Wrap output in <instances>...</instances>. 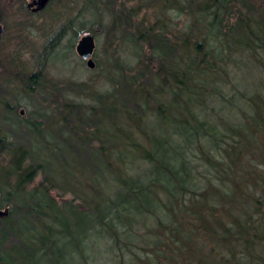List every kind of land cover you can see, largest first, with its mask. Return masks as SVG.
Returning a JSON list of instances; mask_svg holds the SVG:
<instances>
[{"label": "trees", "instance_id": "trees-1", "mask_svg": "<svg viewBox=\"0 0 264 264\" xmlns=\"http://www.w3.org/2000/svg\"><path fill=\"white\" fill-rule=\"evenodd\" d=\"M83 1L69 42L108 11L132 50L104 92L0 80V264H264V0Z\"/></svg>", "mask_w": 264, "mask_h": 264}, {"label": "rangeland", "instance_id": "rangeland-1", "mask_svg": "<svg viewBox=\"0 0 264 264\" xmlns=\"http://www.w3.org/2000/svg\"><path fill=\"white\" fill-rule=\"evenodd\" d=\"M0 4L4 8L0 12V23L6 28L0 39V80L2 78L7 79L5 83L10 84L9 87H14L16 84L21 85L24 72L31 73L42 66L47 72L49 81H68L76 84L87 82L92 88L91 91L100 90L104 92L109 86L106 74H104V58L109 59L110 56L128 57L132 50L131 46L127 44L130 43L127 39L125 42L128 52L124 44L119 42L120 38L117 33L119 32V36H122L125 30L119 28L116 31L117 26L111 22L112 14L108 11L103 16V24H90L94 34H88L94 35L95 48L91 57L92 62L88 64L87 60L80 57L76 50L78 41L87 32L85 31L86 33L80 34L74 41L69 42L74 38V35L71 33L67 21L69 17L74 18L76 13H80L81 4L74 7L78 2L73 5L72 0H64V4L70 8L69 11L64 12L60 5L54 4L51 9H45L36 14L28 9V0H1ZM143 4L145 5L141 8L140 5ZM150 4L151 1L149 0H115L114 2L116 10L124 8L129 12L131 9H135L133 11L135 13L138 12L139 8L142 11L141 13L138 12L139 16L147 15L154 19L152 10L145 8V6H152ZM135 15L134 21H136ZM157 16L161 15L157 14ZM77 27L78 24L76 23L75 28ZM60 30H62L61 34H59ZM58 34L61 37H58ZM55 36H57L55 47L52 48L50 43L46 45L47 40L51 42ZM49 51L51 52L49 53ZM47 55L55 57V59L51 58V61L47 63L44 60L45 58L48 59ZM143 57L150 56L145 55ZM96 62L97 66L95 67ZM17 97L20 103L19 109L22 110L21 114L27 115L31 108L30 97L25 95L23 91L18 93ZM65 97V102L92 101L91 94L84 95L82 92L72 91L67 93ZM56 106L53 105L51 108ZM47 138L53 141L54 135L48 134Z\"/></svg>", "mask_w": 264, "mask_h": 264}, {"label": "water", "instance_id": "water-1", "mask_svg": "<svg viewBox=\"0 0 264 264\" xmlns=\"http://www.w3.org/2000/svg\"><path fill=\"white\" fill-rule=\"evenodd\" d=\"M50 0H30V6L35 10H41L44 8L47 3ZM5 27L0 23V39L2 37V34L4 32ZM95 48V39L94 35L92 34H86L78 41V44L76 46V50L79 56H81L84 59H88L89 63L91 64L92 59L91 56L93 54ZM6 212L3 210H0V217L5 215Z\"/></svg>", "mask_w": 264, "mask_h": 264}, {"label": "bare ground", "instance_id": "bare-ground-1", "mask_svg": "<svg viewBox=\"0 0 264 264\" xmlns=\"http://www.w3.org/2000/svg\"><path fill=\"white\" fill-rule=\"evenodd\" d=\"M51 1L52 0H50L48 3H47V5L44 7V8H42L41 10H38V11H35L31 6H30V0H28V5H27V7H28V9L32 12V13H34V14H36V13H40L41 11H44L48 6H49V4L51 3ZM78 2V4H76L74 7H76L77 5H79V4H81L80 5V7H79V10H80V13L82 12L81 11V8H82V6H83V0H72V3H73V5H74V3H77ZM62 9H63V11L64 12H67V11H69L70 10V8H68L67 7V4L65 5L64 4V6H62ZM85 12V11H84ZM83 12V13H84ZM76 14H78V13H76ZM82 14V13H81ZM6 29V28H5ZM5 29H4V32H5ZM54 44L56 43V42H53ZM49 53H50V51H49ZM46 57H49L48 55L46 56ZM50 61H47V63H49ZM57 109V108H56ZM57 110H60V108L59 109H57ZM21 112H22V110H21ZM0 210H3V211H5L6 212V214H7V211L5 210V209H0ZM5 214V215H6ZM5 215H3V216H5ZM3 216H1V217H3ZM0 217V218H1Z\"/></svg>", "mask_w": 264, "mask_h": 264}, {"label": "flooded vegetation", "instance_id": "flooded-vegetation-1", "mask_svg": "<svg viewBox=\"0 0 264 264\" xmlns=\"http://www.w3.org/2000/svg\"><path fill=\"white\" fill-rule=\"evenodd\" d=\"M92 55H93V54H92ZM91 57H92V56H91ZM87 62H88V64H90L88 60H87Z\"/></svg>", "mask_w": 264, "mask_h": 264}]
</instances>
